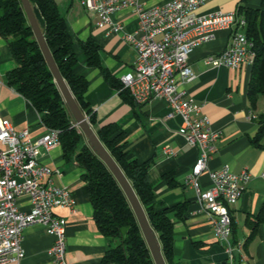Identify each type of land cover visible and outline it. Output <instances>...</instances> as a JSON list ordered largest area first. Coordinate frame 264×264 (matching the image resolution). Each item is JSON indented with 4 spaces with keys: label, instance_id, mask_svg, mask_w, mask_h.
Masks as SVG:
<instances>
[{
    "label": "crops",
    "instance_id": "crops-1",
    "mask_svg": "<svg viewBox=\"0 0 264 264\" xmlns=\"http://www.w3.org/2000/svg\"><path fill=\"white\" fill-rule=\"evenodd\" d=\"M66 18L69 31L78 40L94 39L101 47L103 66L121 82L130 72L137 58L135 48L125 38L138 27V16L132 8L121 9L112 15L123 30L115 32L109 26L99 27V17L89 12L78 0H55ZM170 0H145L148 6L161 5ZM262 0H210L198 9L200 14L238 12L244 5L259 8ZM235 29L220 30L215 40L196 47L190 56V65L196 77L187 83L188 95L202 105L212 128L219 133L217 150L210 159L209 169L229 166L237 174L248 171L251 179L245 185L242 197L230 206L234 219L235 243L242 242V249H235L234 261H228L224 247L217 240L211 217L197 202L196 190L186 184L199 158L197 148L191 146L179 133L182 118H168L170 107L164 100L156 99L139 105L125 100L121 91L112 87L99 68L87 65L83 50L77 46L78 62L75 72L89 82L86 100L91 105L97 124L94 129L117 123L127 134L126 150L131 158L139 161L153 160L151 176L155 183L156 207L162 209L178 203L189 205L186 217L174 220L175 259L182 264H264V223L256 235L246 225L249 215H256L264 204V141L262 146L253 143L258 130L259 115L264 113V101L256 110L251 107L247 92L252 65L234 69L211 66L205 58L225 51L231 44ZM16 67L8 42L0 36V113L9 119L17 131L28 130L36 141L48 133L42 114L15 88L9 85L7 74ZM255 116V117H254ZM172 154L166 153V148ZM42 164L54 172L55 184L71 191L76 201L75 211L66 207L56 208V214L67 220L66 247L69 264H101L109 248L108 239L99 231L94 219L84 171L75 161H67L61 144L50 151L42 150ZM167 177H171L167 180ZM203 190L212 186L210 175L200 176ZM21 210L30 211L28 197L19 199ZM26 255L21 264H53L48 254L54 242L41 224H32L23 233Z\"/></svg>",
    "mask_w": 264,
    "mask_h": 264
},
{
    "label": "built area",
    "instance_id": "built-area-1",
    "mask_svg": "<svg viewBox=\"0 0 264 264\" xmlns=\"http://www.w3.org/2000/svg\"><path fill=\"white\" fill-rule=\"evenodd\" d=\"M78 1L98 15L99 27L109 26L115 32L122 31L123 25L112 19L114 13L132 8L138 16L137 29L125 34L137 58L132 70L121 77L123 89L139 105L164 100L170 107L168 118L181 116L179 133L199 151L186 184L196 190L197 202L211 217L214 234L232 263L235 249H242L243 243L233 240L229 209L242 197L251 174L248 171L237 174L229 166L209 169L220 135L202 113V105L188 95L185 85L196 77L189 62L194 49L215 40L220 30L235 29L231 44L225 51L207 56L205 63L234 69L253 65L254 43L246 34V19L236 11L198 13L199 7L210 0H170L155 6H148L145 0ZM60 144L57 129L48 128L46 135L34 141L28 130L17 131L0 113V264L22 263L26 255L23 233L32 224L43 225L54 237L48 250L53 264H69L68 222L55 209L66 207L75 211L76 201L70 190L54 183V171L39 161L42 150L50 151ZM166 153L172 154V150L167 147ZM205 171L212 186L203 190L200 176ZM21 197L30 199V211L21 210Z\"/></svg>",
    "mask_w": 264,
    "mask_h": 264
},
{
    "label": "trees",
    "instance_id": "trees-1",
    "mask_svg": "<svg viewBox=\"0 0 264 264\" xmlns=\"http://www.w3.org/2000/svg\"><path fill=\"white\" fill-rule=\"evenodd\" d=\"M37 6L45 20L46 41L60 69V72L83 112L96 126V116L86 100L88 80L75 72L79 46L86 55L87 65L99 68L104 79L121 91L125 100L137 104L130 92L123 89L103 66L101 47L92 38L78 40L69 31L66 18L61 14L55 0H30ZM238 14L246 19V34L254 43L255 58L248 84V98L256 110L258 101L264 96V0L259 8L241 5ZM0 36L9 44L16 67L8 72L9 85L25 97L39 113L43 123L59 131L64 157L75 161L84 171L88 194L93 206L94 219L99 231L108 239L107 249L101 264H155L151 251L142 233L138 219L119 182L93 151L83 132L65 103L53 73L35 37L21 0H0ZM259 130L253 139L261 147L264 141V113L258 118ZM105 147L123 169L141 200L149 221L157 233L163 254L168 264H182L175 259L174 227L171 214L180 219L186 217L189 205L178 203L170 207H156L155 183L151 176L153 160L139 161L131 158L126 150L127 134L117 123H110L97 129ZM171 177H167L170 180ZM264 223V204L256 215H249L246 225L253 238ZM235 234L233 219V236Z\"/></svg>",
    "mask_w": 264,
    "mask_h": 264
},
{
    "label": "water",
    "instance_id": "water-1",
    "mask_svg": "<svg viewBox=\"0 0 264 264\" xmlns=\"http://www.w3.org/2000/svg\"><path fill=\"white\" fill-rule=\"evenodd\" d=\"M23 8L29 20V23L34 31L35 37L41 47V50L48 62V65L53 73L55 82L63 96L65 103L68 105L70 112L72 113L76 126L80 128L85 137L88 140V144L93 151L100 157V159L107 165L110 171L113 173L123 191L125 192L132 209L138 219L144 238L151 251L155 264H168L163 254L162 245L157 233L152 227L146 210L139 199L132 183L124 173L121 166L105 147L100 140L97 131L94 129L90 122L89 117L78 104L73 92L71 91L68 83L62 76L60 69L54 59V56L46 41L43 28L45 27V20L37 6L32 5L30 0H21Z\"/></svg>",
    "mask_w": 264,
    "mask_h": 264
},
{
    "label": "rangeland",
    "instance_id": "rangeland-1",
    "mask_svg": "<svg viewBox=\"0 0 264 264\" xmlns=\"http://www.w3.org/2000/svg\"><path fill=\"white\" fill-rule=\"evenodd\" d=\"M90 12V11H89ZM259 101L261 102V101H264V96H261L260 97V99H259ZM259 101H258V105H259Z\"/></svg>",
    "mask_w": 264,
    "mask_h": 264
}]
</instances>
